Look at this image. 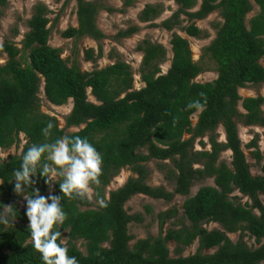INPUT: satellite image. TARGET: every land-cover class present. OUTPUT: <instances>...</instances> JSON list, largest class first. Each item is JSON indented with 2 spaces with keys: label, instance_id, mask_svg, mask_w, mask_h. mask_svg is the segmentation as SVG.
<instances>
[{
  "label": "trees",
  "instance_id": "obj_1",
  "mask_svg": "<svg viewBox=\"0 0 264 264\" xmlns=\"http://www.w3.org/2000/svg\"><path fill=\"white\" fill-rule=\"evenodd\" d=\"M9 1L0 0V17ZM173 1L179 9L162 22L167 31L180 26V15L200 21L219 11L223 22L206 48L207 56L217 66L215 81L195 83L203 69L193 61L187 40L176 34L170 41L172 59L164 75L160 69L166 60L164 48L148 41L138 46L143 55L139 72L144 84L139 90L134 88L130 66L123 62L89 73L68 67L59 51L48 45L49 21L42 5L34 8L27 22L21 49L9 42L1 46L0 53L7 61L0 65V150L19 149L20 136L25 144L19 156L0 163V208L9 205L15 210L8 209L6 219L0 222V264H45L29 239L26 201L20 209L17 203L23 197L14 191L12 173L20 167L22 153L29 146L75 134L86 137L103 158L99 182L92 185L93 201L86 195L62 198L67 219L59 230L62 238L67 234L68 254L75 256L78 264H264V162L262 176L253 177L236 123L242 120L246 127L264 128V98L243 100L238 94L247 85H264V64L260 63L264 58V0H203L194 13L188 11L196 6V0ZM125 3L128 6L131 1ZM253 5L259 13L246 24ZM100 8L77 0L78 28L68 29L62 37L100 40L102 35L95 26ZM157 14V7L146 6L140 20L151 21ZM135 30L120 37L130 36ZM184 32L191 38L200 35L193 25ZM101 57L100 50L97 59ZM93 58V51L85 53L87 61ZM41 88L53 106L73 102L63 128L56 119L39 112ZM194 102L202 107L192 106ZM238 107L245 114H240ZM197 113L193 125L192 117ZM49 123L53 127L46 137L42 130ZM219 125L224 128V143L213 135ZM208 134L210 148L200 143L203 150L195 151V140ZM247 148H256V143L251 142ZM225 152L231 153L230 165L220 160ZM253 158L257 165L261 163L259 152ZM151 161L159 162L162 171L168 169L173 192L147 185L145 165ZM123 169L132 171L136 178H129L106 198V188ZM32 179L26 191L39 189L44 196L61 195L58 184H46L39 175ZM205 180H213L214 186L203 187L189 198L194 183ZM235 191L250 203L243 205L240 198L231 197ZM139 195L166 203L177 196L188 198L182 206V217L176 208L160 213L159 235L138 240L130 247L133 238L129 225L141 224L144 219L142 215H129L125 205ZM172 221L176 228L163 233ZM211 223L218 224L220 230L203 228ZM237 233L240 240L233 243L228 235ZM244 235L259 247H248ZM78 241L84 243L85 253L77 248ZM195 242L197 252L182 257ZM169 244L175 245L176 258L170 257Z\"/></svg>",
  "mask_w": 264,
  "mask_h": 264
},
{
  "label": "rangeland",
  "instance_id": "obj_2",
  "mask_svg": "<svg viewBox=\"0 0 264 264\" xmlns=\"http://www.w3.org/2000/svg\"><path fill=\"white\" fill-rule=\"evenodd\" d=\"M100 6L98 14L95 18V26L101 33L100 40H94L89 37L82 39H64L62 34L70 28H78L77 17V0H10L7 6L2 10L0 17V48L4 42L14 44L21 49V42L28 32L27 22L33 15L34 8L42 5L47 10L48 28L50 29V36L48 38V45L59 51L61 59L67 63L68 67L75 66L83 73H89L93 70L102 69L106 66L112 65L116 62H123L130 66L133 73L134 88L141 89L144 84L141 81V74L139 72L142 61V53L137 50L139 45L144 41H148L154 45H161L166 51V60L160 66L161 74H165L170 66L172 53L170 41L174 34L187 40L189 49L191 51L192 59L199 64L203 72L194 80L195 83H210L217 79V66L207 56L206 48L214 41L217 35V26L222 24L223 20L219 11H215L207 16L205 19L197 21H190L186 16L180 15V26L167 31L162 28V22L169 20L174 15L179 7L173 0H130L131 4L126 5L125 0H84ZM203 0H196V6L189 10V13H194L199 10ZM146 6L157 7V17L148 22H142L140 15ZM259 13V8L253 5V10L246 16L245 22H248ZM190 25L195 26L200 35L196 38L188 37L184 29ZM130 29H136L135 33L125 38L120 37L124 32ZM102 51V57L97 59L99 51ZM93 51L94 61H87L85 53ZM7 57L0 53V65H4ZM264 64V58L260 61ZM39 96V112L48 115L57 120L59 127L63 128L65 119L72 110L73 102L69 100L65 105L56 107L46 101L43 96V88L40 89ZM241 99L247 98H264V85L251 86L247 85L244 89L238 91ZM89 100H94L90 97ZM240 114H245L241 107H238ZM264 111V110H263ZM198 113L192 117L193 125L196 124ZM238 137L242 143L241 148L244 153L246 162L249 166L250 174L253 177L262 176L261 166L264 162V128L246 127L242 120H236ZM74 130V129H73ZM219 143L226 141L224 128L219 125L213 134ZM210 134L204 138L197 139L194 142V150H203L200 143H204L205 149H209L208 145ZM188 138V137H186ZM251 142L256 143V148L248 149L247 145ZM25 139L20 136L19 149L12 147L8 150H0V154L7 156L5 160H0V163L6 162L9 157L19 156ZM145 154V150L142 151ZM259 152L262 158L259 165L256 164L253 155ZM221 161L230 165L231 153L225 152L221 155ZM159 162L151 161L145 165L148 172L147 185L152 188H163L167 192H173L174 183L167 177L168 169H159ZM171 168V163H167ZM163 166L166 167L164 164ZM129 178H136V176L129 169H123L120 173L112 179L110 185L106 188V198L109 192L116 191L121 188ZM213 180H205L203 182H196L192 186L189 198L193 197L197 191L203 187H213ZM89 200H94V191L86 194ZM188 197H175L172 202L166 203L164 201H157L145 196H134L126 203L125 209L129 215H142L143 222L141 224L132 223L129 225V234L133 240L130 243L132 247L138 240L148 238H156L160 231L158 227L157 216L160 213L177 209L179 217L183 216L182 206ZM231 197L240 198V202L244 205L250 203L248 199L243 198L235 191ZM261 201H263L261 199ZM17 205L19 208L25 207V200L22 198ZM9 205L0 208V222L7 217ZM175 222V221H174ZM173 221L164 227L163 233L169 229H175ZM208 231L220 230L218 224H207L204 227ZM229 239L236 243L240 240V234L228 235ZM63 241L66 244L68 241L67 234L63 236ZM243 241L250 248H258L259 245L255 243L252 238L244 235ZM264 240H262L263 242ZM77 248L85 253L84 243L82 241L76 242ZM169 254L171 258H176L174 254L175 245L169 244ZM198 243L195 242L192 246L187 248L182 254V257L194 255L197 252ZM214 250L205 252L206 254L213 253Z\"/></svg>",
  "mask_w": 264,
  "mask_h": 264
},
{
  "label": "clouds",
  "instance_id": "obj_3",
  "mask_svg": "<svg viewBox=\"0 0 264 264\" xmlns=\"http://www.w3.org/2000/svg\"><path fill=\"white\" fill-rule=\"evenodd\" d=\"M192 106L202 107L199 102ZM52 127L49 123L42 130L46 137ZM6 158L0 154V160ZM102 163L103 158L93 144L78 134L62 136L50 143L33 144L22 153L20 167L12 173L14 191L26 201L29 239L37 246L45 264H78L76 257L68 254L59 230L67 219L62 198L91 193L92 185L99 182ZM37 175L46 184H58L61 195L44 196L39 189L26 191ZM57 178H60L58 183L55 182ZM6 209L15 212L12 207Z\"/></svg>",
  "mask_w": 264,
  "mask_h": 264
}]
</instances>
